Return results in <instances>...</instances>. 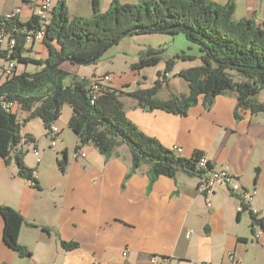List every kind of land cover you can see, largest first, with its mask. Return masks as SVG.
<instances>
[{
  "label": "crops",
  "instance_id": "crops-1",
  "mask_svg": "<svg viewBox=\"0 0 264 264\" xmlns=\"http://www.w3.org/2000/svg\"><path fill=\"white\" fill-rule=\"evenodd\" d=\"M41 1L0 0V15L6 16L19 8V21L24 23ZM62 1L70 18H89L93 14V0ZM118 1L127 5L141 0ZM209 1L218 5L228 2ZM52 2L54 7L58 0ZM98 2L100 13L109 10L112 3L111 0ZM233 3L234 22L248 19L257 26L263 25L264 0H233ZM26 47L29 57L47 56L42 43ZM138 59L139 54L135 63ZM107 60L112 62L108 57ZM66 64L62 68L70 72ZM69 66L75 72L79 67ZM157 66L131 69L135 72L133 82L116 89L123 93L120 101L126 118L140 132L168 149L180 148L177 155L183 158H190L199 150L214 167L227 166L245 190L255 192L248 205L264 218V112L237 108V94L231 91L219 95L209 107L199 97L186 115L140 107L128 96L133 92L128 87L134 83L135 90L149 88L155 81ZM2 68L0 83L6 81ZM26 68L16 67L15 74ZM166 81L157 94L158 99L188 95L185 81L177 78ZM260 92L255 101L264 106V95ZM16 110L17 121L23 122L26 114ZM70 113L71 109L64 106L54 124L62 139L65 135L62 129L69 128ZM22 127L21 137L29 135L33 142L24 139L14 149L23 153L24 165L36 171L37 184L34 187L19 177L13 160L6 163L0 156V206L13 208L24 218L18 243L27 248L30 256H20L4 244V222L0 215V264H151L153 256L165 257L170 264L201 261L264 264V230L253 225L250 214L237 211L240 201L226 189H217L206 199L198 190L200 177L183 171L173 178L161 176L152 182L147 165L132 166L126 144L119 145L110 156L101 154L92 144L84 145L81 151L85 158H76L64 145L67 159L63 171L54 164L41 165V161L30 165L26 161L27 145L37 148L38 141ZM259 231L261 234L256 238ZM62 242L77 246L65 249ZM124 252H127L125 257Z\"/></svg>",
  "mask_w": 264,
  "mask_h": 264
},
{
  "label": "trees",
  "instance_id": "trees-1",
  "mask_svg": "<svg viewBox=\"0 0 264 264\" xmlns=\"http://www.w3.org/2000/svg\"><path fill=\"white\" fill-rule=\"evenodd\" d=\"M111 2L109 10L100 13L98 0H93V14L89 18H70L62 0L52 8L46 22L34 14L24 23L19 17L7 19L0 15V33L5 44L15 42L11 49L0 44V58L6 65L10 62L15 65L13 76L0 83V105L3 106L6 100L18 102L27 114L26 120L39 118L48 131L63 107L68 106L72 112L68 127L78 139L75 152L92 144L101 154L110 156L119 145L126 144L132 166L147 165L152 182L161 176L173 178L178 171L201 177L203 171L198 168V163L204 157L202 152L196 150L190 158H183L140 132L125 116L121 91L106 85L90 104L91 79L71 75L62 65H95L122 38L139 34H183L188 42L199 47L201 62L199 66L178 73L188 84V95H171L168 100H160L157 94L166 82L158 81L147 89L133 91L129 97L148 110L186 115L199 97L209 107L219 95L231 91L237 94V108L251 113L264 112V106L255 101L260 90L264 91V23L257 26L248 19L234 22L233 0L224 5L209 0H141L127 5L118 0ZM39 33H42L39 43L47 48L45 59L26 55L29 52L26 46L37 43L35 36ZM163 52V49L148 47L139 54L132 70L156 67ZM16 61L23 66L35 65L34 72L15 74ZM167 65L172 68V61H167ZM166 71L163 79H166ZM70 77L72 79L66 84ZM1 106L0 156L6 163L13 160L17 175L36 187L33 170L24 165L23 153L14 149L24 139L31 143L33 140L29 135L21 137V124L16 115L5 112ZM62 155L58 164L61 171L65 170L67 151ZM0 215L4 222V244L20 256L29 257L27 248L18 243L24 218L10 207L0 206ZM61 244L65 249L77 246Z\"/></svg>",
  "mask_w": 264,
  "mask_h": 264
},
{
  "label": "rangeland",
  "instance_id": "rangeland-1",
  "mask_svg": "<svg viewBox=\"0 0 264 264\" xmlns=\"http://www.w3.org/2000/svg\"><path fill=\"white\" fill-rule=\"evenodd\" d=\"M2 44L4 46L6 45L4 42ZM55 45L56 47H58L57 44ZM147 47L164 50L163 55H160L161 60L155 70V81L151 86L155 85V83L158 81L164 83L167 82L165 80L168 81L170 80L171 82L174 78H177L178 81H185L178 76V73L185 69L188 70L191 69L192 67H196L195 64L197 65L201 63L199 60V56H200L199 47L195 44L188 42L185 35L178 34L176 36H171V35H158L155 33V34H147V35L139 34L128 38H122L117 45L113 46L106 53H104L95 65L91 64L86 66H79L77 68V72H75V70H72L70 68L69 63L66 64L68 66L65 68L68 71H70L69 73L71 75H75L80 79L86 77L88 79L100 80L101 78H103L105 74L113 75L115 78L110 83L107 82L105 85L109 86V88L116 90L118 87L121 86V84L127 83V85H129L130 83L133 82L134 80L133 75L135 74V72L131 71L132 69L131 67L132 65H134L135 61H137L138 54H141L144 50L147 49ZM106 56L112 62H109ZM169 60L172 61V68L171 67L169 68L167 65V61ZM5 65H6L5 60L0 58V70ZM16 67L23 68V65L19 64L16 61ZM167 68H169L168 71H166ZM32 69H35V65L31 63L28 64L26 71L31 72ZM165 71L167 73V76L166 79H163L162 75L164 74ZM70 79L72 78L71 77L68 78V80ZM234 79L236 81L239 80L237 78ZM128 90L130 92L135 90L134 83L133 85L128 87ZM260 93L264 95V91H261ZM17 104L18 107L16 111L19 110L22 111L24 114H26V112L22 110L21 105L18 102ZM25 117L26 116H24V120L23 122H20V124L21 127L23 125L22 130L24 132H31V134L35 137L34 138L35 141H38V143H36V147H37L36 149H38L40 153V157H41L40 164L41 165L43 164L45 166L54 164L56 167L58 166L57 167L58 169L59 168L58 164L60 160L63 159L62 154L64 150V145L68 147L67 149L70 154H74L75 149L77 147V139H76L77 136L70 130V128L65 127L62 129L63 133L65 134L63 137L65 142H63L62 136L60 135L62 141L59 136L56 146L52 148L50 146V143H52V138L49 135V131L46 130L42 120L40 122L36 121L39 118H34V119L30 118L26 120ZM34 147L28 144L27 148H29V153L28 151L25 153L26 155L27 154L29 155L26 161L29 162L30 165H35L36 163L35 162L36 156L33 153ZM124 148L126 150V147ZM55 159L57 160L56 162Z\"/></svg>",
  "mask_w": 264,
  "mask_h": 264
},
{
  "label": "built area",
  "instance_id": "built-area-1",
  "mask_svg": "<svg viewBox=\"0 0 264 264\" xmlns=\"http://www.w3.org/2000/svg\"><path fill=\"white\" fill-rule=\"evenodd\" d=\"M53 8V2L52 0H42L39 5L34 10V16L38 17L42 21H49L51 10ZM20 14L19 8H15L10 14L6 15L7 19H10L11 17H18ZM42 33H39L37 36H35V41L40 42ZM0 39L3 40L5 43V39L3 38L2 34L0 33ZM15 42L12 40L8 42V46L11 49L14 46ZM6 45V46H7ZM14 63L10 62L6 66H4L2 75L6 79H10L14 74ZM114 76L105 74L103 78L100 80H94L91 79L90 83V92H91V99L90 104L94 103V100L97 99V96L99 95V91L101 88L105 87L107 82H111L113 80ZM1 106V105H0ZM18 104L15 101L6 100V106H1V109L8 113H13L17 109ZM49 135L52 138V143H50V146L54 148L58 142L59 137V129L57 126L53 125L49 130ZM175 154H179L181 152V149L176 147H172L171 149ZM33 153L36 156L35 162L36 164H39L40 162V153L39 150H37L35 147L33 148ZM74 156L76 158H85V153L81 150L74 152ZM210 167V168H209ZM198 168L203 171L201 177L199 178L198 182V190L200 192V195L205 197L206 199H209L213 194H215L217 189H226L230 194L237 196V198L240 201V204L238 206V212H247L252 216L253 219V225H255L258 228H261L264 230V218L260 217L258 214V210L256 208H253L249 206V201L252 195L255 194V192L244 189V187L236 180V178L232 175V173L229 171V168L227 166H220V167H214V165L210 164V162L203 157L200 162L198 163ZM36 174V171L33 170L32 176ZM31 185H33L31 182H29ZM208 206H211L210 202L207 203ZM261 234V231L256 232L255 236L256 238H259ZM127 252L122 253V256H126ZM232 255H229V259H231ZM151 264H170V261L165 257H158L153 256L150 259ZM189 264H216L211 263V261H201V262H192Z\"/></svg>",
  "mask_w": 264,
  "mask_h": 264
},
{
  "label": "bare ground",
  "instance_id": "bare-ground-1",
  "mask_svg": "<svg viewBox=\"0 0 264 264\" xmlns=\"http://www.w3.org/2000/svg\"><path fill=\"white\" fill-rule=\"evenodd\" d=\"M46 22V21H45ZM3 43V40H1L0 39V44H2ZM4 99V98H3ZM2 104V103H1ZM3 106H6V102L4 103V105ZM232 264V263H231Z\"/></svg>",
  "mask_w": 264,
  "mask_h": 264
}]
</instances>
